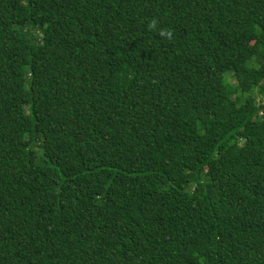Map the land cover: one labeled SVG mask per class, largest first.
<instances>
[{
    "label": "trees",
    "instance_id": "16d2710c",
    "mask_svg": "<svg viewBox=\"0 0 264 264\" xmlns=\"http://www.w3.org/2000/svg\"><path fill=\"white\" fill-rule=\"evenodd\" d=\"M0 264H264V0H0Z\"/></svg>",
    "mask_w": 264,
    "mask_h": 264
},
{
    "label": "clouds",
    "instance_id": "9594fccd",
    "mask_svg": "<svg viewBox=\"0 0 264 264\" xmlns=\"http://www.w3.org/2000/svg\"><path fill=\"white\" fill-rule=\"evenodd\" d=\"M156 24H157V21L155 19H153L148 25L149 30L150 31L155 30ZM159 35L161 37L167 38L168 40L173 39V31L171 29H161V30H159Z\"/></svg>",
    "mask_w": 264,
    "mask_h": 264
},
{
    "label": "rangeland",
    "instance_id": "374dc122",
    "mask_svg": "<svg viewBox=\"0 0 264 264\" xmlns=\"http://www.w3.org/2000/svg\"><path fill=\"white\" fill-rule=\"evenodd\" d=\"M231 81H233V80H231Z\"/></svg>",
    "mask_w": 264,
    "mask_h": 264
}]
</instances>
